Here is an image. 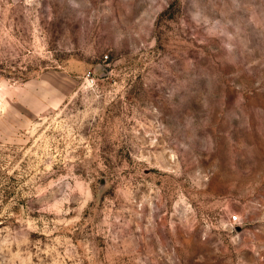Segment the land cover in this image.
<instances>
[{"label":"rangeland","instance_id":"rangeland-1","mask_svg":"<svg viewBox=\"0 0 264 264\" xmlns=\"http://www.w3.org/2000/svg\"><path fill=\"white\" fill-rule=\"evenodd\" d=\"M0 264H264V0H0Z\"/></svg>","mask_w":264,"mask_h":264}]
</instances>
